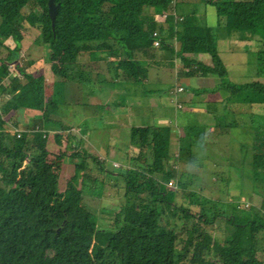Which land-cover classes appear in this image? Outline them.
Here are the masks:
<instances>
[{
  "label": "trees",
  "instance_id": "trees-1",
  "mask_svg": "<svg viewBox=\"0 0 264 264\" xmlns=\"http://www.w3.org/2000/svg\"><path fill=\"white\" fill-rule=\"evenodd\" d=\"M54 1L59 8L52 25L48 0H0V50L7 49V57L10 54L15 63L7 71V60L0 59V93L6 92L7 97L0 107V264H42L41 256L46 250H53L55 257L45 264H264L256 238V233L264 230L263 207L240 206L239 202L228 214H212L226 230L224 238L211 239L212 244L206 243L208 231L200 224L214 222L215 217H209L202 208L196 210L198 202L193 201L194 209L186 207L182 212L185 223H178L179 217L173 213L175 195L181 192L177 184L188 183L178 177V169L169 167L168 143L162 148L153 136L161 133L166 140L167 128L145 125L130 129L128 141L139 148L137 158L145 166L136 170L135 176L128 167H120L110 178L103 176L107 167L87 150L56 153L46 148L43 132L35 130L33 141H27V125L18 137L8 138L2 129L10 108L29 104L47 117L48 107L56 106L53 96L49 101L46 98L44 76L25 73L28 61L21 56L20 41L28 20L40 29L38 43L44 46L43 56L52 74L73 82L68 64L82 61L83 69L76 82V87L81 84L82 93L77 89L74 93L85 94L88 99L84 101L98 100L100 88L116 84L101 80L96 86L89 82L88 72L96 69L98 59L107 61L114 73L122 70L126 79L141 82L142 69L164 65L166 54L171 52L175 53L173 58L181 56L189 75H217L219 83L213 91L222 87L231 93L250 91L264 96V82L259 78L236 85L226 77L217 48V28L229 33L232 26H239L241 35L231 40L230 50L254 55L257 75L264 76V0H204L215 7L217 25L199 29L191 24L193 13L179 16L183 0ZM31 4L41 12L30 8ZM171 6L173 14L158 21L156 15ZM153 32L160 37L157 47L151 43ZM10 40L15 43L12 48L5 43ZM97 51H103L105 56L100 57ZM197 53L210 58L211 64L189 57ZM4 74L10 77L8 84L1 82ZM22 75L27 78L23 84ZM87 83L93 85L84 91ZM204 91L207 90L201 92ZM191 131H184L182 143ZM260 134L264 136V126ZM60 136L56 134V144ZM70 138L77 140L74 133ZM189 142L180 150H190L196 140ZM255 148L250 161L251 176L256 187L264 188V140L255 141ZM68 156L82 158L84 163L75 164L73 173L63 177L62 185L61 164ZM125 157L127 161V154ZM155 167L163 175L177 176L176 186L156 180ZM110 171L108 168L106 173ZM107 179L116 192L123 189L125 201L112 221L106 220L108 226L102 227L98 225V215L84 204V197L85 192L93 186H103ZM167 208L173 218L167 216ZM108 255L112 256L109 260Z\"/></svg>",
  "mask_w": 264,
  "mask_h": 264
},
{
  "label": "rangeland",
  "instance_id": "rangeland-1",
  "mask_svg": "<svg viewBox=\"0 0 264 264\" xmlns=\"http://www.w3.org/2000/svg\"><path fill=\"white\" fill-rule=\"evenodd\" d=\"M181 4L185 13H193L194 19L191 24L195 28L216 27L218 16L214 6L212 7L204 0H184ZM172 7L157 14V20L164 21L168 15L173 14ZM30 8L37 13L41 12L35 5L31 4ZM24 12L28 13V10L25 9ZM24 24L26 25L22 34L25 35L20 41V48L21 56L28 61L24 65L25 73L44 76V93L48 101L52 96L54 97L56 106L48 107L47 117L43 115L41 109L31 108L29 104L10 108L2 124V129L7 133L8 138L13 135L18 137L23 126L27 125L29 127L27 141H33V134L37 130L44 133L46 148L50 151L56 153L65 151L69 154L78 150H87L101 160L104 167H107L103 176L110 178L111 173H117L116 169L120 167H128V170L132 172L130 174L135 176L134 172L145 166L137 158L139 148L135 145L131 146L128 141L130 129L146 124L164 127L168 129L166 140L161 133L153 136L162 148L168 143L166 156L170 158L169 167L178 169V177L188 183L186 186L177 184L181 192L175 195L173 205L176 206V211L173 210V213L179 217L177 219L179 224L185 223L182 212L186 210V207L194 209L193 201L198 202L196 210L202 208V212L209 217H215L214 222L202 221L200 224L208 231L204 238L206 243L212 244L211 239L221 241L226 235L225 226L223 223H218L217 217L212 214H228L239 202H241L240 206L247 204L264 208V205L262 206L264 188L254 185L250 165L252 152L256 150V148L253 149L255 141L264 140V136L260 134V129L264 126V96L250 91L231 93L230 90L222 87L216 90L217 92H196L195 87L218 85L217 75L211 78V82L208 77L199 81L195 79V75L190 74L191 77H188L184 74L188 67L181 62V56L173 58L174 52H171L166 54L163 65L165 67L163 71L167 74L166 78L161 71L144 67L140 77L151 80L144 84L126 79L122 70H119L118 74L114 73L116 71L107 61L98 59L96 69L88 72L89 82L96 86L101 80L114 81L116 84L112 88L107 85L100 88L97 91L98 100L84 101L88 99L85 94L74 93L76 89L82 93L81 84L76 87L80 70L83 69L82 61L68 64L73 82L56 77L51 73L50 66L45 63L44 46L38 43L41 36L40 29L29 20ZM236 28L239 29V26H233L232 32H236ZM224 33L225 31L221 29L217 33L219 39L225 40L224 42L218 40L217 45L221 51V59L227 68L226 77L236 85L251 82L253 78H259L264 82V76L257 75L254 55L249 52L242 54L237 49L234 50L238 51L237 53H230L228 44L232 42L226 40ZM239 33L238 31L230 35L235 38L239 36ZM5 43L11 48L15 45L11 40ZM236 47L238 48L237 45ZM97 53L100 57L105 56L103 51H97ZM7 55L8 50L2 47L0 59L7 60V71H10L15 63H13V57L10 54L9 57ZM195 57L203 58L199 53L195 54ZM20 79L22 84L27 81L24 75ZM1 82L8 84L9 75H2ZM93 84L87 83L84 91L90 89ZM179 85L183 87L182 92L176 90ZM191 93L199 95L198 98H194L197 102L189 100ZM5 94L6 92L0 93V107L6 102ZM178 103L182 105L181 108L177 106ZM85 129H87L86 132H82ZM188 129L192 131L182 143L180 138H183L184 131ZM58 133L61 136L57 142L59 144H56L55 138ZM72 133L76 135L77 140L70 138ZM195 140L196 144L193 143L190 150H180V146L184 147L189 141ZM81 162L84 163L82 158L68 156L63 159L60 184L63 185L65 179L63 177L73 173L74 165ZM112 165L118 167L113 168ZM108 168L111 170L110 173H106ZM153 169V177L156 180L168 183L172 178L174 181L172 186L175 185L177 176L164 174L166 176L164 177L160 168ZM118 184L123 183L118 182ZM181 187L184 189L182 190ZM85 194L84 204L98 215V225L102 227L108 226V220L112 221L125 201L123 189L116 192V187L108 179L103 186L100 185L98 188L93 186V189ZM190 194L192 195L186 198ZM156 207L162 210L158 204ZM166 214L169 218L174 217L168 208ZM119 215L122 217L120 212ZM262 217L264 218V211ZM190 223L187 224L190 225ZM256 238L260 248L258 250L260 258H264V230L258 231ZM178 247L181 248L179 244ZM51 257H55L53 250L44 251L41 256L42 264ZM111 257L108 255L106 258L109 260Z\"/></svg>",
  "mask_w": 264,
  "mask_h": 264
},
{
  "label": "crops",
  "instance_id": "crops-1",
  "mask_svg": "<svg viewBox=\"0 0 264 264\" xmlns=\"http://www.w3.org/2000/svg\"><path fill=\"white\" fill-rule=\"evenodd\" d=\"M184 1V0H183ZM198 1H202V0H198ZM211 5V4H210ZM181 6H182V4H181ZM212 7H213V5H211ZM215 8V7H214ZM188 13H190V12H188ZM178 14H179V16L181 17L182 15H184V14H186L185 12H184V10L182 11V9L180 10L179 9V12H178ZM163 21V20H162ZM217 25V24H216ZM215 25V26H216ZM233 28V26L231 27V29ZM218 30H217V33L219 32V30L221 29V30H223L221 27H219V28H217ZM235 31L236 32H238L239 30H238V28H236L235 29ZM236 32H232V30H230V32L229 33H227V32H225V36L227 37V39L226 40H232V39H237V38H239L240 37V35H241V32L239 33V36H237V37H233V36H231L230 34H236ZM233 34V35H234ZM245 35H247V34H245ZM163 37H165V38H167L168 36L166 35V34H163ZM220 40V42H224L225 40H221V39H219ZM233 45V43H229L228 44V51L230 52V53H237L238 51H234V49H231L230 50V48H231V46ZM174 46H175V48H176V46H177V44H176V40H175V38H174ZM217 48H218V46H217ZM219 50V49H218ZM232 51V52H231ZM240 52V51H239ZM219 56L221 57V51L219 50ZM240 53H242V54H244V52H240ZM200 55H201V57H203V58H200V59H198L197 57H195V55L194 54H190V56L189 57H195V58H197L198 60H200V61H202L204 64H207V65H210L211 64V60L209 59V58H207V57H204L203 56V54H201V53H199ZM181 62H182V60H181ZM224 64V63H223ZM148 67V69H156L157 71H161V74L163 75V77L164 78H166V76H167V74H165V72L163 71L164 69H165V67H163V65L162 66H160V67H158V66H147ZM226 67V66H225ZM226 70H227V68H226ZM186 71L187 72H189V68H186ZM164 72V73H163ZM187 72H184V74H186L188 77H191V75L189 76V74L187 73ZM169 75V74H168ZM215 76V74H210V73H199V74H197V75H195L194 77H195V79H197L198 81L199 80H201V79H204L205 77H208V79H210V82H211V78H213ZM156 78H158V77H156ZM155 78V79H156ZM218 78V77H217ZM142 79V78H141ZM151 80H145V78L144 79H142V81H141V83L142 84H144V83H149ZM214 86H217V85H213V86H211V85H207L206 87H195L194 88V91H196V92H201V91H203V90H207V93H211V92H217L216 90L215 91H213V88H214ZM179 87H182V86H178V87H176V90H177V92H182L183 91V87H182V90H178V88ZM153 90V89H152ZM175 90V89H174ZM198 98L199 97V95H197V93H195V94H190L189 95V100L192 102V101H195V99L194 98ZM195 102H197V100L195 101ZM181 107H182V105H181ZM180 107V108H181ZM146 125H149V124H146ZM149 126H153V124L152 125H149ZM184 127V126H183Z\"/></svg>",
  "mask_w": 264,
  "mask_h": 264
},
{
  "label": "water",
  "instance_id": "water-1",
  "mask_svg": "<svg viewBox=\"0 0 264 264\" xmlns=\"http://www.w3.org/2000/svg\"><path fill=\"white\" fill-rule=\"evenodd\" d=\"M47 8H48V13L51 17L52 25H54V19H55V16L57 14V10L59 8V4L56 3L54 0H48Z\"/></svg>",
  "mask_w": 264,
  "mask_h": 264
},
{
  "label": "built area",
  "instance_id": "built-area-1",
  "mask_svg": "<svg viewBox=\"0 0 264 264\" xmlns=\"http://www.w3.org/2000/svg\"><path fill=\"white\" fill-rule=\"evenodd\" d=\"M158 37H159V36H158ZM158 37H157L156 32H153V33H152L151 43H152V45H153L154 47H157V46L160 44V37H159V38H158ZM178 90H179V91L182 90V87H179ZM177 106L180 107L181 104L178 103Z\"/></svg>",
  "mask_w": 264,
  "mask_h": 264
},
{
  "label": "clouds",
  "instance_id": "clouds-1",
  "mask_svg": "<svg viewBox=\"0 0 264 264\" xmlns=\"http://www.w3.org/2000/svg\"><path fill=\"white\" fill-rule=\"evenodd\" d=\"M172 180H173V179L171 178L170 181H169L167 184H169L170 186H172V185H173V182H174V181H172ZM175 186H176V184H175L174 186H172V187H175Z\"/></svg>",
  "mask_w": 264,
  "mask_h": 264
}]
</instances>
